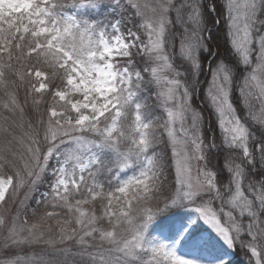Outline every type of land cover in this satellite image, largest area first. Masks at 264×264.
<instances>
[{"label": "snow or ice", "instance_id": "6c2138e0", "mask_svg": "<svg viewBox=\"0 0 264 264\" xmlns=\"http://www.w3.org/2000/svg\"><path fill=\"white\" fill-rule=\"evenodd\" d=\"M229 254L264 264V0H0V264Z\"/></svg>", "mask_w": 264, "mask_h": 264}, {"label": "rangeland", "instance_id": "374dc122", "mask_svg": "<svg viewBox=\"0 0 264 264\" xmlns=\"http://www.w3.org/2000/svg\"><path fill=\"white\" fill-rule=\"evenodd\" d=\"M195 104H196V105L203 106V105H202V100L200 99V95H197V96L195 97ZM206 115H207V114H206ZM214 121H215V119H214V120H211V119H210V122H212L213 125H214ZM205 228H207V225H203L201 231L203 232V229H205ZM203 235H204L205 237H207V233H206V232H204ZM213 243H215V241H213ZM216 248L219 249V248H220V244H216ZM180 251H181L186 257H189V258H193V257H207V256H208V251H207L206 249H205V250H201V251H193V250H191L190 248H187V247H186V248H182ZM230 257H231V254H229L228 258H230Z\"/></svg>", "mask_w": 264, "mask_h": 264}, {"label": "trees", "instance_id": "16d2710c", "mask_svg": "<svg viewBox=\"0 0 264 264\" xmlns=\"http://www.w3.org/2000/svg\"><path fill=\"white\" fill-rule=\"evenodd\" d=\"M221 40H222V37H221ZM200 99H201V96H200ZM214 119H215V117L211 118V120H214ZM209 123H212V122H210V120H209ZM43 187H46V185L42 186L41 190H43ZM37 198H39L38 194H37ZM29 204H30V209L29 210L31 211V208H34L36 205L34 203H32L31 201L29 202ZM244 260H245V258L243 257L242 254L241 255L234 254V257L232 259H230L231 264H245Z\"/></svg>", "mask_w": 264, "mask_h": 264}]
</instances>
